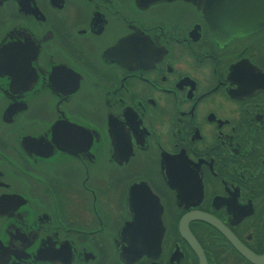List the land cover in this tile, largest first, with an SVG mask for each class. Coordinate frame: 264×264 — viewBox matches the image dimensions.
I'll use <instances>...</instances> for the list:
<instances>
[{"label": "flooded vegetation", "instance_id": "1", "mask_svg": "<svg viewBox=\"0 0 264 264\" xmlns=\"http://www.w3.org/2000/svg\"><path fill=\"white\" fill-rule=\"evenodd\" d=\"M0 264H264V0H0Z\"/></svg>", "mask_w": 264, "mask_h": 264}, {"label": "water", "instance_id": "2", "mask_svg": "<svg viewBox=\"0 0 264 264\" xmlns=\"http://www.w3.org/2000/svg\"><path fill=\"white\" fill-rule=\"evenodd\" d=\"M152 224L144 226L142 223H135L125 225V230H130L133 234L131 239V245L138 247L140 250L151 249L153 244L159 243L161 237V225L159 229H151ZM153 227H156L154 224ZM158 238V239H157ZM157 242L155 243L154 241Z\"/></svg>", "mask_w": 264, "mask_h": 264}]
</instances>
